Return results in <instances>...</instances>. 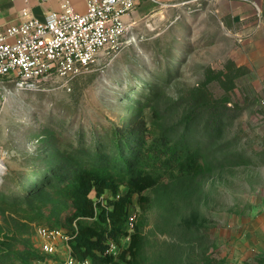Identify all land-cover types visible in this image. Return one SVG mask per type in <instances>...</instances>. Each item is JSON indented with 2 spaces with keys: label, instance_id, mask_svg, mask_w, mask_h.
<instances>
[{
  "label": "rangeland",
  "instance_id": "obj_1",
  "mask_svg": "<svg viewBox=\"0 0 264 264\" xmlns=\"http://www.w3.org/2000/svg\"><path fill=\"white\" fill-rule=\"evenodd\" d=\"M140 109L150 141L186 132L202 164L146 190L144 208L133 196L144 264L263 257L264 0H182L129 26L116 56H99L67 87L55 77L34 90L0 84V194L25 195L60 164L59 150L104 142ZM43 186L22 205L32 220L0 201V264L34 263L23 252L37 249L38 224L73 232L59 185Z\"/></svg>",
  "mask_w": 264,
  "mask_h": 264
},
{
  "label": "trees",
  "instance_id": "obj_2",
  "mask_svg": "<svg viewBox=\"0 0 264 264\" xmlns=\"http://www.w3.org/2000/svg\"><path fill=\"white\" fill-rule=\"evenodd\" d=\"M142 116L143 109H140L136 117L130 118L126 126L118 127L104 142L90 146L80 144L65 152L59 150L57 158L60 164L49 171L43 183H36L20 197L10 199L0 194V201L9 200L13 214L21 213L24 219L32 220L35 210L22 208L24 200L41 195L43 185L45 187L57 183L58 194L69 203L66 225L74 230L76 224L78 228L71 241L76 256L82 261L89 259L93 264H117L113 258L103 257L100 253L106 250L109 238L119 241L125 234L126 211L133 196H139L144 208L148 201L143 196L146 190L156 187L176 172L192 175L202 167L198 152L187 148L186 132L178 139L163 134L150 141L144 131L146 128ZM122 187H126L128 192L116 198L112 208L103 206L101 201L91 196L95 194L96 198H106V194L111 193L117 197ZM91 218L94 219L89 220ZM23 255L33 264L42 263L46 259L37 249L23 252ZM121 257L127 264L145 263L144 235L138 225L132 234L129 248ZM9 262V258H2L3 264ZM243 264H264V256Z\"/></svg>",
  "mask_w": 264,
  "mask_h": 264
},
{
  "label": "built area",
  "instance_id": "obj_3",
  "mask_svg": "<svg viewBox=\"0 0 264 264\" xmlns=\"http://www.w3.org/2000/svg\"><path fill=\"white\" fill-rule=\"evenodd\" d=\"M84 1L85 13L77 12L71 0H61L59 12L49 11L44 18H37L24 9L19 24L0 25V84L11 82L20 90H34L55 77L67 87L99 56H116L129 29L125 16L141 0ZM97 200L104 206L105 196ZM126 213L125 234L119 241L109 238L106 250L100 253L116 263L130 244L138 221L136 212L127 207ZM77 232L76 224L71 234L67 229L36 225V248L46 257L39 264H93L74 253L71 241Z\"/></svg>",
  "mask_w": 264,
  "mask_h": 264
},
{
  "label": "crops",
  "instance_id": "obj_4",
  "mask_svg": "<svg viewBox=\"0 0 264 264\" xmlns=\"http://www.w3.org/2000/svg\"><path fill=\"white\" fill-rule=\"evenodd\" d=\"M141 0L125 21L130 27L138 24L143 18L154 16L164 8L182 0ZM74 9L79 13L86 12L84 0H71ZM61 0H0V25H17L21 22L22 11L28 9L32 16L44 18L49 11L59 12ZM108 194H106L107 196Z\"/></svg>",
  "mask_w": 264,
  "mask_h": 264
},
{
  "label": "bare ground",
  "instance_id": "obj_5",
  "mask_svg": "<svg viewBox=\"0 0 264 264\" xmlns=\"http://www.w3.org/2000/svg\"><path fill=\"white\" fill-rule=\"evenodd\" d=\"M3 171H4V165L1 164V165H0V173H3Z\"/></svg>",
  "mask_w": 264,
  "mask_h": 264
}]
</instances>
